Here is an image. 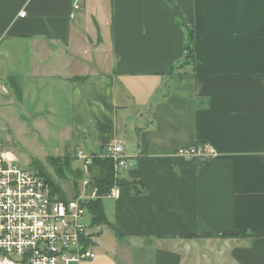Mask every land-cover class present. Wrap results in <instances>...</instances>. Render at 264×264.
Returning <instances> with one entry per match:
<instances>
[{
  "label": "crops",
  "instance_id": "0c3cea01",
  "mask_svg": "<svg viewBox=\"0 0 264 264\" xmlns=\"http://www.w3.org/2000/svg\"><path fill=\"white\" fill-rule=\"evenodd\" d=\"M0 80L65 147L124 146L102 226L138 255L80 264H264V0H0Z\"/></svg>",
  "mask_w": 264,
  "mask_h": 264
},
{
  "label": "built area",
  "instance_id": "2783aa9c",
  "mask_svg": "<svg viewBox=\"0 0 264 264\" xmlns=\"http://www.w3.org/2000/svg\"><path fill=\"white\" fill-rule=\"evenodd\" d=\"M74 6L80 8L78 3ZM205 152L212 149L205 145L178 149L186 157ZM77 155L83 160L80 192L62 200L43 176L0 153V264H80L95 258L91 215L85 205L99 197L96 188L89 189L94 154L78 151ZM99 155L114 160L116 177L131 166L120 142L108 144ZM117 192L115 184L103 197Z\"/></svg>",
  "mask_w": 264,
  "mask_h": 264
},
{
  "label": "rangeland",
  "instance_id": "374dc122",
  "mask_svg": "<svg viewBox=\"0 0 264 264\" xmlns=\"http://www.w3.org/2000/svg\"><path fill=\"white\" fill-rule=\"evenodd\" d=\"M1 77L3 79V76ZM0 92V153L5 152L8 156L10 154L15 156L16 164L23 168L33 170V163L43 166L46 172L58 184H61L67 195H72L74 193L73 183L77 181L78 186H81L82 183L83 177L80 178L77 175V170L82 169L83 160L78 158V151L72 146L70 149L65 147L67 143H70L69 139H65L69 129L66 125L69 123L68 120H61L49 116L47 113L42 115L40 112H33L30 105L23 104L15 96L7 81L2 83ZM37 108L40 110L43 107L38 105ZM39 116L41 118H37ZM66 154L71 156L72 168L63 177L54 168L51 161L65 162ZM103 201L108 211L110 202L107 198H103ZM108 213L110 214L109 211ZM90 230L93 233L97 232L100 230V226L90 227ZM103 230V233L96 235L93 249L96 254L99 252L111 253L113 257L111 246H114L112 239L114 234L105 226ZM121 253L122 256H130V258L138 255L137 250L124 249L123 252L121 250L120 254L117 252V256H114L123 260Z\"/></svg>",
  "mask_w": 264,
  "mask_h": 264
},
{
  "label": "trees",
  "instance_id": "16d2710c",
  "mask_svg": "<svg viewBox=\"0 0 264 264\" xmlns=\"http://www.w3.org/2000/svg\"><path fill=\"white\" fill-rule=\"evenodd\" d=\"M189 40L188 43L185 44V62L190 63L194 59L193 54V32L190 31L189 33ZM191 42V44H189ZM70 154H66L64 156V161L59 163V161L52 160V164L54 168L58 171V173L65 177L67 171H69L71 166L72 159L70 158ZM35 170L39 175L43 176L47 182L50 184L52 193L58 195L62 200H67L68 195L66 191L62 188L61 184H58L48 172L44 169L41 165H36L33 163ZM90 173L92 177V182L89 189L96 188L98 190V198L89 200L85 202L89 213L91 215V224L90 226H100V225H108L112 227V223L109 222L105 209H104V201L103 196H106L111 188L117 184L119 186H127L131 189L134 188L133 182H127L123 177L115 176V169H114V160L111 157H101L99 154H94V159L92 164L90 165ZM77 175L81 178L83 177L82 170H77ZM77 180V179H76ZM74 195L73 197L78 196L79 194V186L78 182L75 181L73 183Z\"/></svg>",
  "mask_w": 264,
  "mask_h": 264
}]
</instances>
